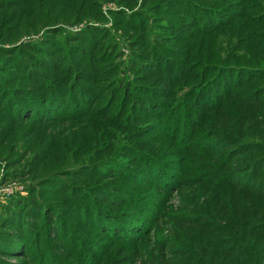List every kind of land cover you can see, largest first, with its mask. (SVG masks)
Here are the masks:
<instances>
[{
	"label": "trees",
	"instance_id": "1",
	"mask_svg": "<svg viewBox=\"0 0 264 264\" xmlns=\"http://www.w3.org/2000/svg\"><path fill=\"white\" fill-rule=\"evenodd\" d=\"M0 160V264H264V0H0Z\"/></svg>",
	"mask_w": 264,
	"mask_h": 264
},
{
	"label": "rangeland",
	"instance_id": "2",
	"mask_svg": "<svg viewBox=\"0 0 264 264\" xmlns=\"http://www.w3.org/2000/svg\"><path fill=\"white\" fill-rule=\"evenodd\" d=\"M120 6H118L115 2H108L106 4L103 5L104 12L106 14H108V12H110V8L112 9H118ZM121 8V7H120ZM83 23H79V25H81ZM249 129L252 131H256L255 126L250 123L249 124ZM6 172V162L3 160H0V199L5 200L6 198H9L13 195L16 194V192H22L23 190V194H27V192L24 191L23 188V183L22 182H28V178H15L14 177H8L7 179H4L3 177H5V175H3V173ZM23 184V185H22ZM180 201H181V197L180 194L178 193H174V196L172 197L171 200V204H173V206L177 207L180 205ZM168 231H170L169 229L165 228V232L168 233ZM154 238V237H153ZM138 263H142V259L139 260Z\"/></svg>",
	"mask_w": 264,
	"mask_h": 264
}]
</instances>
